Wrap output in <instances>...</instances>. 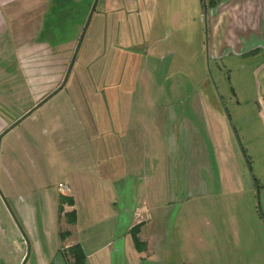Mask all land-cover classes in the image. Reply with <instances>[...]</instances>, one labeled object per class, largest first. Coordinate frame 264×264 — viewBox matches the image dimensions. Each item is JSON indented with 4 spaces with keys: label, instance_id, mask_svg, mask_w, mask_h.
Listing matches in <instances>:
<instances>
[{
    "label": "rangeland",
    "instance_id": "rangeland-1",
    "mask_svg": "<svg viewBox=\"0 0 264 264\" xmlns=\"http://www.w3.org/2000/svg\"><path fill=\"white\" fill-rule=\"evenodd\" d=\"M43 1L15 7L2 39L0 132L61 83L92 2L58 0L53 25ZM201 11L200 0H97L62 86L0 138V264H69L73 241L85 264H264L263 241L243 239L264 163L253 75L264 50L210 59ZM160 109L179 119L174 134ZM116 119L127 120L117 143ZM67 192L74 202H59ZM139 204L158 239L134 257L123 233Z\"/></svg>",
    "mask_w": 264,
    "mask_h": 264
},
{
    "label": "crops",
    "instance_id": "crops-1",
    "mask_svg": "<svg viewBox=\"0 0 264 264\" xmlns=\"http://www.w3.org/2000/svg\"><path fill=\"white\" fill-rule=\"evenodd\" d=\"M37 2L38 0H0V48L6 49L10 47V45L7 46L9 42L7 43V41L2 39H7L11 34L12 30L9 29V23L12 21V14H15V7L24 6L30 8L36 5ZM47 2L48 0H44L42 3L47 5L49 3ZM201 13L203 14V11H201ZM204 14L207 28L205 53L210 59L217 60L218 58L228 55L243 57L250 53L255 54L259 48L264 50V0H219L214 6L205 9ZM253 73L254 77H256L255 84L257 86L255 97L261 102V104H259V110L264 117V61L259 66L255 67ZM158 112H160L159 114L157 113L160 130L163 133L169 134L177 132L176 129H178L179 119L176 114L172 112L168 113L169 111H167V109H160ZM117 119L114 121L116 130L114 134H111L114 135L112 137V142L115 143H117L116 135L119 130L117 129V125H119L120 128L124 125L126 127L127 125V120L118 121ZM175 124L177 128H175ZM114 147H116V145H114ZM113 164L111 158V163L109 165L110 173ZM100 175L101 178L108 180L105 174L100 173ZM110 175L112 176L111 182L113 183L119 178L114 169ZM257 186L258 200L255 202V206L257 204L264 212V163L261 181L257 180ZM111 187L114 196L115 185L111 184ZM68 188L71 189L70 185H68ZM65 194L70 196L74 202V197L71 192ZM113 198L115 199V197ZM64 210H69V207ZM114 212L117 213L116 208ZM127 212L128 218L123 233V241L124 244L127 245L125 251L128 252V255L134 257H140L141 255L144 256V254L147 255L151 253L153 251L152 247L156 245L154 240L158 239V235L155 233L154 228H150V226L147 225L148 218L150 217L149 209L139 204L135 205L131 210L127 209ZM255 217H257L256 225L255 223L251 224V228L249 227L250 231H248L246 227L247 231H245L243 239L246 241L252 238L256 243H260V241L264 243V224L258 215H255ZM138 222L140 226L137 235L145 243V247L140 250L134 248L130 235V227ZM198 239H201V237H198ZM72 243H74V241ZM84 254L87 253L85 252ZM86 257L87 255H85V258Z\"/></svg>",
    "mask_w": 264,
    "mask_h": 264
},
{
    "label": "trees",
    "instance_id": "trees-1",
    "mask_svg": "<svg viewBox=\"0 0 264 264\" xmlns=\"http://www.w3.org/2000/svg\"><path fill=\"white\" fill-rule=\"evenodd\" d=\"M200 1H201L202 7L204 9H207V8L214 6L219 0H200ZM58 3L61 4L60 1L53 0L52 4H50L51 7L49 8L48 12L45 14L46 18L51 19L50 21L52 22L53 25H54L55 17L52 16V14L54 13L53 10L59 5ZM56 9H58V8H56ZM60 18H61V16H60ZM64 19L61 18L60 20H58V18H57V21H59L61 23L60 25H63L65 22ZM253 181L255 183L256 188L258 189L257 181H256L254 176H253ZM58 200H59V202L66 201L67 204L72 203V198L70 196L63 195V194L59 195ZM60 205H59V208H60ZM255 207H256V212H257L258 216L260 217L261 221L264 224V212L261 210L260 207H258L257 204ZM66 214H67L66 220L70 223L74 222V220H75L74 209H70V210L66 211ZM138 228H139V225L136 223L130 229H131V238H132L133 245L135 246V248L137 247L136 249L139 250L144 246V243L142 241H140L137 237ZM64 233L66 234L67 232L64 231ZM65 248H66L65 250H66L67 254L71 258V260L68 262L69 264H85V254H84L82 247L80 246V244L78 242L71 243V244L67 245Z\"/></svg>",
    "mask_w": 264,
    "mask_h": 264
},
{
    "label": "water",
    "instance_id": "water-1",
    "mask_svg": "<svg viewBox=\"0 0 264 264\" xmlns=\"http://www.w3.org/2000/svg\"><path fill=\"white\" fill-rule=\"evenodd\" d=\"M96 2H97V0H92V2H91V4H90L89 10H88L87 15H86V17H85V20H84V23H83L82 29H81V31H80V33H79L78 39H77L76 44H75V46H74V49H73V51H72L71 57H70L69 62H68V64H67V67H66V70H65V73H64V75H63V78H62L61 83H60L55 89L51 90L48 94H46L44 97H42L38 102H36V103L33 105L32 108L38 106L40 103H42L44 100H46L50 95H52V94H53L58 88H60V87L62 86V83H63V81H64L65 78H66V74H67V72H68V70H69V68H70V66H71V64H72V62H73V59H74V56H75L76 50H77L78 45H79V43H80V40H81V38H82V36H83L84 29H85V27H86V25H87V23H88V20H89L90 14H91V12L93 11ZM204 13H205V9H203V14H204ZM32 108H30L29 110H27L26 112H24L21 116H19V117H18L17 119H15L12 123H10L5 129H3V130L0 132V138H1V136H2V134H3L4 132H6L10 127H12L15 123H17L20 119H22V118H23V117H24V116H25V115H26V114H27ZM0 195H1L2 199L4 200V198H3V196H2L1 193H0ZM9 211H10V210H9ZM23 261H24V259H22V261H21L20 264H22Z\"/></svg>",
    "mask_w": 264,
    "mask_h": 264
},
{
    "label": "flooded vegetation",
    "instance_id": "flooded-vegetation-1",
    "mask_svg": "<svg viewBox=\"0 0 264 264\" xmlns=\"http://www.w3.org/2000/svg\"><path fill=\"white\" fill-rule=\"evenodd\" d=\"M58 89H59V88H58ZM52 90H53V89H52ZM50 96H51V95H50ZM50 96H49V97H50ZM43 97H44V96H43ZM44 101H45V100H44ZM37 102H38V101H37ZM36 107H37V106H36ZM34 108H35V107H34ZM32 109H33V108H32ZM32 109H31V110H32ZM31 110H30V111H31ZM30 111H29V112H30ZM29 112H28V113H29ZM4 133H5V132H4ZM4 133H3V134H4ZM3 134H2V135H3ZM135 224H136V223H135ZM137 224L140 226L139 222H138ZM133 225H134V224H133ZM133 225H132V226H133ZM132 226H131V227H132ZM131 227H130V228H131ZM138 230H139V228H138ZM137 233H138V231H137ZM130 235H131V229H130ZM137 237H138V235H137ZM131 239H132V238H131ZM138 239H139L140 241H142L139 237H138ZM142 242L144 243V241H142ZM132 243H133V242H132ZM66 246H67V245H66ZM133 246H134V245H133ZM143 247H145V243H144V246H143ZM134 248H135V246H134ZM135 249H136V248H135ZM136 250H138V249H136ZM139 250H140V249H139Z\"/></svg>",
    "mask_w": 264,
    "mask_h": 264
},
{
    "label": "built area",
    "instance_id": "built-area-1",
    "mask_svg": "<svg viewBox=\"0 0 264 264\" xmlns=\"http://www.w3.org/2000/svg\"><path fill=\"white\" fill-rule=\"evenodd\" d=\"M57 188L59 191L63 192L66 189V185L65 183L61 182L58 184Z\"/></svg>",
    "mask_w": 264,
    "mask_h": 264
}]
</instances>
